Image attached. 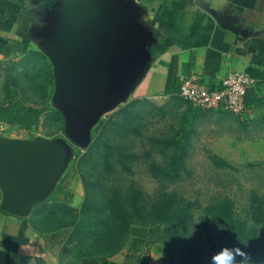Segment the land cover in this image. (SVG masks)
Masks as SVG:
<instances>
[{"label":"rangeland","instance_id":"1","mask_svg":"<svg viewBox=\"0 0 264 264\" xmlns=\"http://www.w3.org/2000/svg\"><path fill=\"white\" fill-rule=\"evenodd\" d=\"M89 14L88 19L79 17L74 24V33L68 31L69 25L64 27L61 40L53 43L54 66L48 59L55 72L52 93L55 90L58 104L66 109L71 134L75 133L72 121L88 126V122L97 117L95 112L103 109L106 112L122 94L121 80L114 89L107 87L113 85L110 79L117 69L115 56L120 53L123 42L106 31L109 25L99 20L97 13ZM65 18L66 23L77 21L68 20L65 13L63 23ZM80 23L86 24L83 25L84 32H77ZM101 30L103 34H100ZM22 56L0 59V103L8 100L7 88L16 86L28 88L24 93L27 105L44 107L47 98L44 89L48 84L42 80L43 61ZM118 69L121 73L119 66ZM27 74L35 77L34 86L24 77ZM43 75L47 79V74ZM259 98L256 106L242 115L222 109L194 110L180 96L134 101L128 112L113 110L112 113L110 110L96 127V124L91 125L89 141L83 146L74 144L69 138L66 122L59 117V112L47 109L37 132L31 134L39 135L47 142L34 145L37 154L27 152L28 155L21 156L25 158L22 163L29 161L25 165L29 170L27 174L37 173L35 179L46 182L50 193L58 191L57 187L64 188V193H55L50 199L52 202L72 195L69 196L71 207L80 209L85 199L89 201L80 216L89 222L87 229L91 234L84 233L67 246L62 242L61 264H79L83 257H103L107 254L105 248L110 252L122 243L118 253L107 256L109 264H161L160 248L152 245L157 236H152L150 231L154 220L147 218L149 208L136 213L127 199L137 189L146 194V203L151 206L165 192L185 198L192 208L195 223L190 234L201 240L192 264H216L214 256L217 253L205 231L206 219H212L210 209L217 203L216 199L227 198L237 212L243 213L254 191V194L264 196V94ZM101 124L104 125L97 129ZM0 130L12 136L19 135V138L31 136L2 124ZM172 139L181 144L180 177H166L157 169L172 168L177 145L164 150L166 141ZM23 140L21 145L26 146ZM22 189L31 196L28 187L22 186ZM10 194L5 190L0 194L3 210H10L7 195L9 199L16 198ZM18 197L22 200L20 195ZM115 199H121L127 206L124 223L131 229L117 242L99 248L97 240L108 229L105 225L107 207ZM64 213L61 222L63 219L65 223L71 220L72 212L66 210ZM109 220L112 224L113 220ZM134 228L139 231H133ZM66 239L67 236L64 241ZM184 244L187 246L186 241Z\"/></svg>","mask_w":264,"mask_h":264},{"label":"crops","instance_id":"2","mask_svg":"<svg viewBox=\"0 0 264 264\" xmlns=\"http://www.w3.org/2000/svg\"><path fill=\"white\" fill-rule=\"evenodd\" d=\"M65 13L68 20L77 21L66 23L65 18L63 23ZM89 13H97L99 20L109 25L106 31L123 42L115 56L117 69L110 79L113 85L107 87L114 89L121 80L122 94L106 112L103 109L94 113L95 127L110 110L113 113L134 101L173 96L168 92L172 70L179 88L191 77L208 88H219L232 72L264 71V0H0V39L28 43L29 50L50 60L53 43L61 40L64 27L69 25L68 31L74 33L79 17L88 19ZM83 25L86 24L78 26L77 32H84ZM103 33L101 30L100 34ZM53 75L55 85L54 69ZM253 87L258 97L263 95L264 79L255 80ZM50 105L67 122L66 109L58 104L55 90ZM28 137L19 138L0 130V179L4 184L0 194L7 187L10 196L16 197L14 202L30 204L24 215L3 210L0 205V264H61L64 244L58 243L53 249L32 226L58 191L50 193L46 182L35 179L36 173L24 172L29 188L31 184L35 188L27 196L23 189L17 188L21 184H17L16 169L11 166L19 150L37 154L34 145L47 142L39 135ZM21 139L30 145L20 147Z\"/></svg>","mask_w":264,"mask_h":264},{"label":"trees","instance_id":"3","mask_svg":"<svg viewBox=\"0 0 264 264\" xmlns=\"http://www.w3.org/2000/svg\"><path fill=\"white\" fill-rule=\"evenodd\" d=\"M0 55L5 58L23 55V58H40L43 61L42 80L47 81L48 84L47 88L44 89L45 94L47 92L44 107L27 105L24 93L28 88L16 86L11 89L7 88L8 100L0 103V124L29 134L36 133L43 114L48 111L47 109L52 110L50 100L54 89V75L51 64L43 54L29 50L28 43L22 41L10 42L8 39H0ZM44 62L48 64H44ZM43 74H47V79H45ZM249 74L254 80L264 79V71L259 69H250ZM24 77L34 86L35 77L28 76V74ZM169 79L168 92L173 93V96H179L180 88L178 87L179 82L175 71H170ZM16 85L18 86V84ZM32 86H29V88L34 89ZM219 88L209 89L215 90ZM259 101L260 98L252 86L245 98L247 110L253 108ZM129 106L130 104L120 108L116 113L128 112ZM189 106L193 108L190 104ZM52 112L57 113L54 110ZM59 117L63 120L62 116ZM102 125L104 124L99 125L97 129ZM173 145H177V148L174 162L170 166L172 168H157L166 177H180L182 171L179 164L182 156L180 142L176 139L167 140L164 150H168ZM254 192L250 196L248 207L243 210V213L237 212L234 209V204L227 198H217V203L210 209L212 219H208L207 217L209 216L206 217L205 231L208 232L207 238L211 242L212 248L216 250L217 254L228 250L233 256L232 264H264V196L260 197ZM57 193H64V188L60 186ZM145 195L143 191L137 189L132 191L131 195L126 198L129 200L131 209L136 213L142 211L145 207L149 208L147 218L148 220H154L151 223L150 231L153 232L152 236H157L152 245H157L160 248L162 254L161 264H192L197 249L199 251L197 244L201 240H196L195 236L190 234L195 223L189 202L185 198L178 196L177 193L165 192L151 206V204L146 203L148 199L144 197ZM69 196L72 197V195ZM69 196L67 197L66 195L68 199L61 200L58 198L56 202H52L49 206L46 205L45 213L32 222V226L46 237L48 246L50 244L53 249L56 248L58 243L62 244L63 242L64 246H67L72 244L79 236H83L84 233L86 235L91 234L89 229H87L89 222L87 223L80 216L82 211H85L84 209L89 206V201L85 199L80 209H74L69 202ZM126 209L127 206L124 205L121 199H115L109 203L106 215L107 220L105 218V225L108 229L106 232H102V236L97 240L100 243L99 248L117 242L124 234L130 232L131 227L124 223ZM66 210H70L72 215L71 220L64 223L63 219L61 222V216L65 214ZM108 218L113 220L112 224ZM133 231L139 230L134 228ZM65 236H67L66 241H64ZM214 238L217 240L216 242ZM185 241L187 246L184 244ZM122 247L123 243L119 246L117 245L110 252L105 248L107 254L103 255V257H83L79 260V264H109L107 256L115 255ZM62 254L63 249H61L60 255Z\"/></svg>","mask_w":264,"mask_h":264},{"label":"built area","instance_id":"4","mask_svg":"<svg viewBox=\"0 0 264 264\" xmlns=\"http://www.w3.org/2000/svg\"><path fill=\"white\" fill-rule=\"evenodd\" d=\"M254 84L255 80L248 72L230 73L215 90L209 89L198 78L191 77L182 82L179 96L195 109H222L242 115L247 110V92Z\"/></svg>","mask_w":264,"mask_h":264},{"label":"water","instance_id":"5","mask_svg":"<svg viewBox=\"0 0 264 264\" xmlns=\"http://www.w3.org/2000/svg\"><path fill=\"white\" fill-rule=\"evenodd\" d=\"M51 60L53 61V63L55 64L56 61L54 59L53 56H51ZM56 95V94H55ZM69 119V117L67 118V120ZM78 123L77 121H72V130H75V133H70V127L67 125L68 124V121L66 122V133L67 135L69 136V138H72L73 140V143L74 144H79L81 146L85 145L86 143H88L89 139V129L91 128V125H93L95 122L92 121V119L88 122L89 125L88 126H85L84 123L83 124H80V122L78 123V126L75 127L74 124ZM27 144L30 145V143L26 142ZM22 143L20 142L19 146L20 147H27L29 145L26 144V146H23L21 145ZM32 153L30 150H24V151H20L18 152V155L15 156L14 158V162L12 163L11 162V166H13L16 170V178L18 179L17 181V184H21L20 186H17L18 189H22V186L25 188L28 187L27 190H29V192H34L35 188L34 186H32L33 184L30 185V188L28 185H26L28 183L27 181V176L25 175V173H27L29 170L26 168L25 165H27L29 163V161L25 162V163H22L24 162L25 158L22 159V155L23 154H27L28 153ZM33 154V153H32ZM31 155V154H29ZM25 172V173H24ZM37 174V173H36ZM28 175V174H27ZM25 184V185H24ZM4 184H3V181H1L0 179V187H2ZM15 191L14 189L12 190V192ZM19 191V190H18ZM23 191V190H22ZM5 192H9L10 191L8 190L7 187H5ZM6 197H8L7 199L9 200V211H11L12 213L14 214H21V215H24V214H27L29 209H30V204L29 203H21V202H14L13 199H9V195H7Z\"/></svg>","mask_w":264,"mask_h":264},{"label":"clouds","instance_id":"6","mask_svg":"<svg viewBox=\"0 0 264 264\" xmlns=\"http://www.w3.org/2000/svg\"><path fill=\"white\" fill-rule=\"evenodd\" d=\"M216 264H232L233 256L228 250H224L214 257Z\"/></svg>","mask_w":264,"mask_h":264}]
</instances>
